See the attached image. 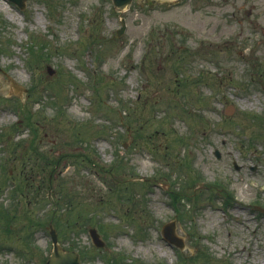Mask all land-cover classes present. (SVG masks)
<instances>
[{
  "label": "rangeland",
  "instance_id": "rangeland-1",
  "mask_svg": "<svg viewBox=\"0 0 264 264\" xmlns=\"http://www.w3.org/2000/svg\"><path fill=\"white\" fill-rule=\"evenodd\" d=\"M201 5L0 0L1 262L264 264V0Z\"/></svg>",
  "mask_w": 264,
  "mask_h": 264
},
{
  "label": "water",
  "instance_id": "water-1",
  "mask_svg": "<svg viewBox=\"0 0 264 264\" xmlns=\"http://www.w3.org/2000/svg\"><path fill=\"white\" fill-rule=\"evenodd\" d=\"M17 4L19 8L24 7L25 0H9ZM113 4L122 9L126 4H128L131 0H112ZM121 27L116 30L117 35L122 34L124 30V22H121ZM50 236L53 244V248L49 258L46 260V264H81L79 260V254L76 250H68L64 248L59 242L56 230L54 227L49 224ZM175 228V221L172 220L167 222L162 227V236L166 239L169 243H173L180 248H183V241L182 238L177 236L174 232ZM92 240L95 245L101 246L103 245V241L100 239L99 234L96 232L94 228L89 230ZM3 264V263H0Z\"/></svg>",
  "mask_w": 264,
  "mask_h": 264
},
{
  "label": "flooded vegetation",
  "instance_id": "flooded-vegetation-1",
  "mask_svg": "<svg viewBox=\"0 0 264 264\" xmlns=\"http://www.w3.org/2000/svg\"><path fill=\"white\" fill-rule=\"evenodd\" d=\"M182 1V0H180ZM195 3H198V7L202 8L204 7L203 5H201V3L205 2V6H214V7H226V9L228 10V12L232 15H238V14H251L252 13V9H247L245 8L244 4L246 0H192ZM201 2V3H200ZM254 7V5H252ZM226 15H228L226 13Z\"/></svg>",
  "mask_w": 264,
  "mask_h": 264
},
{
  "label": "trees",
  "instance_id": "trees-1",
  "mask_svg": "<svg viewBox=\"0 0 264 264\" xmlns=\"http://www.w3.org/2000/svg\"><path fill=\"white\" fill-rule=\"evenodd\" d=\"M42 157H43V155H42ZM26 179V178H25ZM24 180V179H23ZM21 185V184H20ZM49 199V198H48ZM173 203H174V199H173ZM174 205H176L175 203H174ZM176 209L178 210V211H180V208H179V206H177L176 205ZM53 211V210H52ZM57 214H54V211L50 214V217H51V219L50 220H53V218L56 216ZM59 214L56 216V218L58 219L59 218ZM54 221V220H53ZM55 222V221H54ZM56 223V222H55ZM55 225H57V224H55ZM68 248H74L75 246H73V245H69V246H67ZM108 264H113L112 262H108Z\"/></svg>",
  "mask_w": 264,
  "mask_h": 264
}]
</instances>
